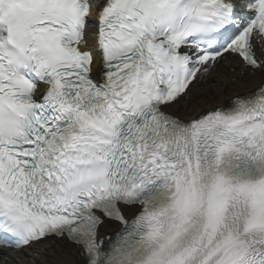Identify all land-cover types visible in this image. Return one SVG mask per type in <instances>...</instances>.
<instances>
[{
  "label": "snow or ice",
  "instance_id": "obj_1",
  "mask_svg": "<svg viewBox=\"0 0 264 264\" xmlns=\"http://www.w3.org/2000/svg\"><path fill=\"white\" fill-rule=\"evenodd\" d=\"M0 257L264 264V0H0Z\"/></svg>",
  "mask_w": 264,
  "mask_h": 264
},
{
  "label": "bare ground",
  "instance_id": "obj_2",
  "mask_svg": "<svg viewBox=\"0 0 264 264\" xmlns=\"http://www.w3.org/2000/svg\"><path fill=\"white\" fill-rule=\"evenodd\" d=\"M230 67H235L238 70V62L235 59L229 58L228 60H225L222 62L221 66L219 67L217 73L213 74V77L210 78V80L208 81V83L205 84H201V85H196L193 89H192V94L193 97L199 99L200 103L204 105V107H209L211 106V103H205V101H212V97L207 95V90L209 89V87L211 86V84L213 83V81H215L217 84H222V81L224 79L227 78V75H229V73L226 71L228 68ZM256 79H259V76L257 75ZM228 99L227 95L221 96L217 98V103L220 102H226ZM187 110L185 109H181V113L185 112ZM1 261L2 264H4L3 258L1 257ZM10 264H15L14 261H10Z\"/></svg>",
  "mask_w": 264,
  "mask_h": 264
}]
</instances>
